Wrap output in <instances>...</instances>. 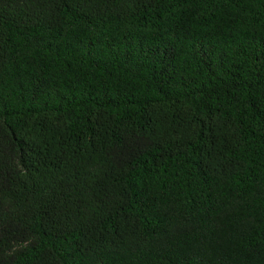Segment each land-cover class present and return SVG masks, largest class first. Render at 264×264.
I'll use <instances>...</instances> for the list:
<instances>
[{"label":"trees","instance_id":"trees-1","mask_svg":"<svg viewBox=\"0 0 264 264\" xmlns=\"http://www.w3.org/2000/svg\"><path fill=\"white\" fill-rule=\"evenodd\" d=\"M0 264H264V0H0Z\"/></svg>","mask_w":264,"mask_h":264}]
</instances>
